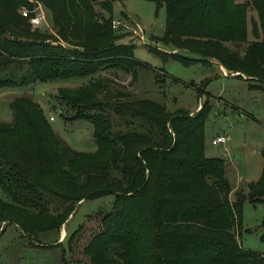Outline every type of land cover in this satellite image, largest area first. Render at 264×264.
I'll return each instance as SVG.
<instances>
[{"label": "trees", "instance_id": "obj_1", "mask_svg": "<svg viewBox=\"0 0 264 264\" xmlns=\"http://www.w3.org/2000/svg\"><path fill=\"white\" fill-rule=\"evenodd\" d=\"M123 1L0 0V90L87 79L59 88L55 101L71 113L60 111L65 121L91 123L97 146L93 153L72 150L34 99L10 101L12 121H0V191L8 200L0 199V225L37 239L59 230L83 201L113 195L83 249L90 264H264L237 238L243 204H264V148L259 179L231 199L225 160L204 153L208 101L194 114L170 112L111 78H94L114 69L135 81L147 69L115 33L113 4ZM146 1L166 11L156 40L199 58L149 51L185 66L215 61L264 92V0ZM37 5L50 14L54 36L32 29ZM251 10L257 19L249 41ZM262 228L264 241V218Z\"/></svg>", "mask_w": 264, "mask_h": 264}, {"label": "rangeland", "instance_id": "obj_2", "mask_svg": "<svg viewBox=\"0 0 264 264\" xmlns=\"http://www.w3.org/2000/svg\"><path fill=\"white\" fill-rule=\"evenodd\" d=\"M245 1L237 0L239 3ZM34 13L41 16V23L32 26V29L54 36L56 33L50 14L41 5L34 8ZM112 18L115 33L121 36L119 42L134 46L135 60L146 65L147 69H139L135 81H132L131 75L114 69L98 72L94 78H111L116 88L132 94L134 98L155 101L170 112L183 109L194 114L208 101L211 109L205 122V156L224 158L234 173L229 176L233 187L239 184L240 176L244 179V182H240L244 190L247 182L256 181L263 163L260 152L264 148V92L250 89L245 77L235 78L234 74L229 75L227 71L225 74L228 76H222L220 65L215 61L209 65L194 63L185 66L172 59L164 60L149 51V47H152L166 53L199 58L156 40L165 31L164 7L158 9L153 2L146 0L116 2L113 4ZM251 19H257L253 10L248 12L249 41L253 40ZM86 81L53 80L36 82L26 89L0 90V121L11 123L10 101L20 96L32 98L44 110L60 141L74 151L93 153L97 146L91 123L85 120L65 121L61 112H67L62 104L55 101L59 88L77 87ZM220 137H225L226 141L218 143L216 140ZM0 199L8 201L1 191ZM113 202V195L83 201L59 230L42 233L37 239L25 235L12 223H2L0 264H90L83 249L99 230L101 214L110 211ZM263 218L264 204L245 202L242 229L237 238L242 248L264 257V241L261 239Z\"/></svg>", "mask_w": 264, "mask_h": 264}, {"label": "crops", "instance_id": "obj_3", "mask_svg": "<svg viewBox=\"0 0 264 264\" xmlns=\"http://www.w3.org/2000/svg\"><path fill=\"white\" fill-rule=\"evenodd\" d=\"M220 69H221V74H222V76H224V75H227V74H225L226 73V70L222 67V66H220ZM228 76V75H227ZM214 144H216V142L214 141L213 142ZM213 144V145H214ZM225 155L227 154V153H224ZM224 159V158H223ZM262 166H263V163H262ZM261 174V173H260ZM234 175V173H233V170L231 169V168H229L228 166H227V164H226V176H227V178H228V180H229V176H233ZM260 177V176H259ZM259 179V178H258ZM257 179V180H258ZM238 180H239V184L238 185H236L235 187H233V185L231 184V182H230V180H229V182H230V185H231V188H232V192H231V194H230V198L232 197V195H234L236 192H238V191H247V186H248V184L249 183H251V182H255V181H250V182H247L246 183V189L244 190V189H242L241 188V183L240 182H244V179L240 176V178H238ZM256 180V181H257ZM238 186V187H237Z\"/></svg>", "mask_w": 264, "mask_h": 264}, {"label": "built area", "instance_id": "obj_4", "mask_svg": "<svg viewBox=\"0 0 264 264\" xmlns=\"http://www.w3.org/2000/svg\"><path fill=\"white\" fill-rule=\"evenodd\" d=\"M22 15H23V16H26V15H27V11H26L24 8L22 9ZM40 23H41V16H39V15H35L34 17H32V18L30 19V24H31L33 27L39 25ZM113 25H115V22H114ZM51 120H53V118H51ZM216 141H217L218 143H224V142L226 141V138H225V137H220V138H217Z\"/></svg>", "mask_w": 264, "mask_h": 264}]
</instances>
